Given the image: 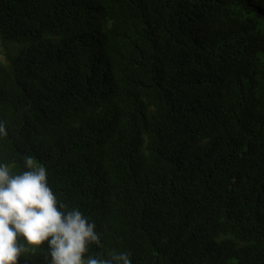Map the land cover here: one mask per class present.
<instances>
[{"label": "trees", "instance_id": "obj_1", "mask_svg": "<svg viewBox=\"0 0 264 264\" xmlns=\"http://www.w3.org/2000/svg\"><path fill=\"white\" fill-rule=\"evenodd\" d=\"M0 39V163L45 167L91 254L264 264V0H0Z\"/></svg>", "mask_w": 264, "mask_h": 264}, {"label": "clouds", "instance_id": "obj_2", "mask_svg": "<svg viewBox=\"0 0 264 264\" xmlns=\"http://www.w3.org/2000/svg\"><path fill=\"white\" fill-rule=\"evenodd\" d=\"M6 135L0 121V137ZM100 239L96 224L79 208L60 203L44 166L31 157L19 171L0 163V264H21L45 247L50 264H132L123 251L91 254Z\"/></svg>", "mask_w": 264, "mask_h": 264}, {"label": "rangeland", "instance_id": "obj_3", "mask_svg": "<svg viewBox=\"0 0 264 264\" xmlns=\"http://www.w3.org/2000/svg\"><path fill=\"white\" fill-rule=\"evenodd\" d=\"M17 45H7L4 44L2 39H0V61L9 64L10 58L18 52Z\"/></svg>", "mask_w": 264, "mask_h": 264}]
</instances>
